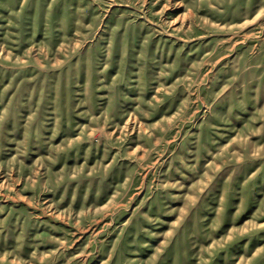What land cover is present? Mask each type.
Returning a JSON list of instances; mask_svg holds the SVG:
<instances>
[{"label":"rangeland","instance_id":"rangeland-1","mask_svg":"<svg viewBox=\"0 0 264 264\" xmlns=\"http://www.w3.org/2000/svg\"><path fill=\"white\" fill-rule=\"evenodd\" d=\"M0 264H264V0H0Z\"/></svg>","mask_w":264,"mask_h":264}]
</instances>
